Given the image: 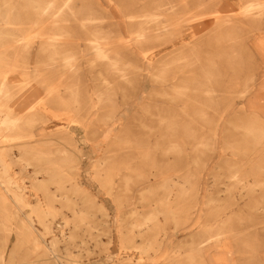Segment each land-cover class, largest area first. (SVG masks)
I'll list each match as a JSON object with an SVG mask.
<instances>
[{
    "label": "rangeland",
    "instance_id": "374dc122",
    "mask_svg": "<svg viewBox=\"0 0 264 264\" xmlns=\"http://www.w3.org/2000/svg\"><path fill=\"white\" fill-rule=\"evenodd\" d=\"M62 1H56L53 11L62 7ZM81 1L77 10L92 12L96 20L85 22L69 19L59 22V25L67 26L70 31L69 25L85 22L107 26L111 30L116 24L115 17H122L130 11L137 13L152 6V0ZM171 1L156 0L153 3L156 6L153 11L160 13L161 23L151 25L155 27L149 32L168 30L154 42L161 41L159 49H162L154 56V65L159 58L168 61L175 52L180 51L181 39L189 42L190 28L196 27L198 22L203 27L209 25L192 37L197 43L194 49L192 43L185 53L181 51L161 70L159 77L164 79L172 75L176 65H186L188 62L191 67L195 66L196 73L209 74L203 75L206 76L207 90L198 88L194 92L197 96L194 104H189L178 114L172 112L168 115L158 106L161 95L158 91L151 92L154 87L149 83L148 70L144 71L142 90L136 96L134 76L141 73L139 70H133L124 79L99 60L95 61V66L88 68L85 60L89 56H84V46L88 41L75 33L79 32L75 27H71L72 30L65 36L56 38L68 46L70 70L79 64L76 74L73 72L69 76L74 87L64 91L67 80L60 75L52 81V75L59 72L54 68L55 64L45 65L50 62L47 54L38 51L40 42L50 41L46 34L50 35L47 32L51 21L47 19L52 13L48 12L46 20L36 27H23L22 32H32L28 39L32 42L33 54L31 59L19 62L20 69L26 66V71L37 79L44 77L46 82L38 85L35 81L28 82L27 76L21 73H8L18 87L13 89L14 96L4 102L5 107L0 106V110L5 115L17 116L25 114L31 104L37 107L44 104L45 107L49 106V119L54 120L55 116L66 117V120L58 127L53 122L43 124V120L34 117L19 129L6 132L5 137L0 136V140L7 141L0 154H4V160L11 170L9 173L17 178L24 198L29 201L25 203L24 199L15 204L7 203L8 207L0 198V264H49L48 255L43 254L42 249L49 247L52 239L57 241L53 252L55 258L49 255L52 264H206L203 257L207 252L212 253L214 248L203 246V243L212 241L218 234L223 239L235 234L225 227L226 206L234 196L232 190H226L229 177L236 170L240 176L249 173L250 177L264 178V157L253 160L255 166L251 170L240 153L236 156L230 154L240 151V141H244L245 137L251 139L248 146L264 142V94L261 93L264 86L257 88L258 80L264 77V54L255 50L253 44V38L257 36H261L264 42V19L253 20L250 25L239 24L232 32L233 36L229 35L228 29L218 30L214 25L220 18L229 27L233 19L240 16L246 3L260 4L264 0H175L176 8L172 10L168 5ZM226 3L229 10L225 8ZM147 26L150 25L143 28ZM130 36L126 35V38ZM118 40L114 36L106 41L110 44ZM24 41H19L20 45ZM172 42L177 49L170 53ZM22 49L25 51V48ZM57 61H54L56 65L59 63ZM201 65L199 69L197 66ZM184 69L186 67L176 70ZM54 87L61 94L49 92ZM258 89L261 90L260 97L255 99L253 95ZM215 92L218 96L214 95ZM145 94L149 96L140 105ZM221 94L232 103L230 109H227V103L222 98L219 99ZM210 96L215 100L209 102ZM19 98H29V105L19 102ZM134 98L136 101L132 102ZM81 113H85L82 118ZM115 115L122 123L121 132L119 125L111 123ZM84 124L85 130L82 128ZM110 127L113 132L103 140L105 130ZM247 127L255 132L244 136V128ZM111 134L114 138H111ZM70 137H73L75 144ZM21 144L27 147L20 149ZM118 144L123 147L122 150L117 149ZM236 145L239 149L235 148ZM59 149L69 154L67 163L65 166L48 167L49 173L56 177L47 180V189L49 193L59 194L54 182L63 183L61 192L66 199L59 196L51 198V208H48L51 216L48 215V218L39 213L38 221L31 211L35 208L36 212L38 202L44 205L46 200L41 193L45 190L43 186L39 190L31 188L29 178L34 169L43 165L42 162L39 165L35 162V154L38 150L42 151L47 161V155L57 154ZM99 160L102 161L101 165ZM35 178L40 180L42 177L37 174ZM259 187L264 189V181ZM256 194L257 188L250 195L254 196V201H264V197L259 199ZM72 200L77 202L75 208L79 212L76 215L72 213ZM253 205L239 206L244 211L241 222L246 231H252L249 223L255 216H250L247 210ZM196 208L201 209L199 219L195 217ZM14 209L21 212L13 215ZM29 215L36 218L35 221L31 217L32 230L20 224V218ZM145 220H148L147 228L131 227ZM197 221L199 226L195 227ZM23 223L26 224L25 221ZM61 223L62 229L59 226ZM8 226L16 230L19 237L15 231H9ZM61 232H64V237ZM33 237L45 243L34 245L31 242ZM17 239L20 241L17 242ZM249 239L254 243H245L243 251L246 263L264 264V248L258 247L254 236L250 235Z\"/></svg>",
    "mask_w": 264,
    "mask_h": 264
},
{
    "label": "bare ground",
    "instance_id": "6f19581e",
    "mask_svg": "<svg viewBox=\"0 0 264 264\" xmlns=\"http://www.w3.org/2000/svg\"><path fill=\"white\" fill-rule=\"evenodd\" d=\"M56 1L58 0H0V106L1 107L2 106L5 107L4 102H7V100L11 99L14 96L12 93L14 91L13 89L18 87V83L13 82L12 79L9 77V75L21 73V75L27 76L25 78L29 79L28 82L30 80L35 81V84H38V85L40 84V82H42L41 85H44V82H46L44 81L45 79H43L44 77L42 76H40L37 79L36 76H34V74L31 75L30 72L26 71V68H27L26 66L23 70L20 69L19 62L21 60L24 61L25 59L26 60L31 59L30 56L31 54H33L32 52L33 45H32V42H30V40L28 39V37L30 36L29 34L32 32H30L29 34L28 32L26 33L25 31L22 32L23 27L32 28V27L38 26L40 22H42L44 19L46 20V15L48 12L52 13V15H50V17H48L47 19V20L50 19L51 21L49 25V29H48L49 32H47V33H50V35L46 34L47 37L50 39V41L40 42L38 46V51L43 52L45 55L47 54V58L49 59L50 62L46 63L45 65L55 64L54 68L59 72V74L52 75L51 77L53 79L52 81H54L57 77H60V75H63V77H61L62 79L67 80V83L64 85L65 86L64 91L66 92L68 90H71L72 89L71 87H74V84L72 85L70 83L71 79L69 78V76L73 72H75L74 74H76V71L79 69V64H76L75 66H73L75 68H73V70H70L71 65L68 62V57H70V55H69V52H67L68 46H66L64 42H58L56 38L63 37L65 36L64 34H68L72 30L71 27L77 28L79 32H75V33L81 36L83 39L85 38L88 41L84 46V56H89L85 60L86 62H88V65H86L88 68L95 66L96 65L95 61L99 60V61H102V64L106 63L107 67H109L113 71V73H115L116 75L124 79H126L128 75L133 73V70L135 69L141 72L139 74H136L135 76L133 74L134 78L136 79L135 81L136 83L135 95L136 96L142 90L143 78L145 75L144 71L148 70L147 73L149 77V83L151 84L152 87H154L153 90H151V92L153 91L159 92V94L161 95V98H159L158 106L161 109H164L166 114L168 115H171L172 112H174L175 114L182 113L185 107H187L189 104H194V101L197 99L196 98L197 96H195L196 94L194 92H196L198 88L202 90H207L208 85L206 84V76L203 77V75L208 76L209 74H204L201 72L196 73V71L194 70L195 66L191 67L188 62H186V65H180V64L176 65L173 69L174 72L172 73V75H167L165 76L164 79L162 77H159L162 75L161 70H164L163 69L164 64L172 62L173 59L177 58L181 54V51L182 53H185V50H187V48H189L192 43H194L192 48L193 49L195 48L196 46L195 44H197L195 43L196 39L195 38L193 39L192 37L198 35L200 31L203 30V28H205L206 25H204L203 27L201 26V24H199L200 22H198L196 27L190 28L189 39H188L189 42H184L183 41L184 38L181 39L182 42L179 47L180 51L177 50L178 52H175V54H173L171 56V59H169L168 61L163 60V58H159L158 61H156V64L154 65L152 63V61H154L153 60L154 56L159 54V52L162 51V49H159V47H161V43H160L161 41L155 44L154 42H156V40L161 39L163 32L168 31L167 29H164V31L162 32H160V30L156 31L155 33L149 32L151 28L155 27L151 25L156 23V26H157V24L161 23L160 21L161 19L159 17L160 13L156 11L158 13L157 14L153 11V9L156 8V6L154 7L153 5V3L156 0L151 1L152 6L150 9H147V10L143 9L133 14H132V11L124 13V16H122L124 19H122V17L118 16L117 14L116 16L118 17H115L116 24L115 26H113V29L111 30L107 26H100L95 23H92V24L85 23L86 21L88 22V21L96 20V17L90 11L79 12L77 10V6L79 5V2H80V5L82 3L81 0H63L61 4L62 7L61 6L60 8L57 7L58 10L53 11L54 9L53 6L57 5ZM102 3L104 2L102 1ZM105 3L107 2L105 1ZM176 4L177 2L175 0L168 2V5H170L169 8H171V10L173 8H176L175 7ZM246 4L247 5L244 8H242L240 16H237L236 18H234L232 21L233 23L229 24V27L225 25V23L222 22V19L219 18V20L215 22V25H214L215 28L218 30L228 29L230 33L229 35L233 36L232 32L236 30L235 28L238 27L239 24L243 23L245 25H250V23L253 22V20L257 21V19H261V20L264 19V3H260V4L246 3ZM226 5H227L225 7L226 10H229L227 3ZM109 7H110V4H109ZM74 9H76V11ZM209 17H212V16H209ZM72 19L73 21L83 20L85 22L77 23V25L76 24L69 25L70 31L67 30V26L58 24L59 22H64L68 20L71 21ZM148 24L150 25L149 27L147 26L143 28L145 25H148ZM208 26L209 25H207L206 27ZM204 30H206V28ZM128 34L131 36L129 38H126V35ZM114 36H116L119 40L116 43L113 42L109 44L106 40H109ZM52 38L54 39L52 40ZM23 39L25 41L22 42L20 45L19 41H22ZM253 44H254L255 50H257L260 54H264V42H262L261 36L254 37ZM175 46L176 44L172 42V51H170V53L176 51L177 48ZM22 48H25V51ZM198 48L199 46L197 45V49ZM230 52H231V49H230ZM58 56H62V58H59ZM56 59H58L57 62H59L57 65H56V62H54ZM24 63H28V61H25ZM158 63H161V65L158 66ZM188 66H189V69H188ZM181 67L182 69L186 67V69H184L183 71L176 70V69H180ZM197 67L202 68V65L197 66ZM57 71L55 73H58ZM134 73H136V71ZM190 78H193V79H190ZM262 78L264 77H261L260 80H258L259 82H257L258 83L257 88L264 86V79ZM26 83L25 85H27ZM105 85H108V83ZM55 86H57V83H55ZM56 89L57 87H54L53 90L49 92H55L56 95L61 94V93H58ZM192 89H194V91H192ZM259 91L261 90L258 89V91H256L257 93L253 95V96H256L255 99L260 97ZM171 93H173L174 95H171ZM261 93L264 94V91H261ZM149 94L143 95L142 103L140 105H143L146 102ZM214 95L218 96L217 92H215ZM210 97H211L209 98L210 100H208L209 102L215 100V98H213L212 96ZM221 98L224 100V103H227V109H230L232 107V103H230L227 99H225L223 94L219 96V99ZM28 99L29 98L25 100L20 99L19 102L28 104L29 103ZM135 101H136V98H134L132 102H135ZM44 102H47V101H44ZM228 102L230 104L229 106H228ZM48 108L49 106L45 107L44 104H40L39 107L35 106L34 104H31L28 108V111L26 109L27 112L26 113L24 112L25 114L17 115V116H10V114L5 115L0 110V136L2 138L5 137L6 132L13 130L15 128L19 129L21 125L28 124V121L33 120L34 117L36 118L39 117L41 120H43L44 121L43 124L48 123V122L49 123L53 122V123H56L57 124L56 126L59 127V125L63 121L66 120V117L59 118V117L54 116L55 118L54 120L49 119L50 110H48ZM76 112L78 115V110H76ZM75 116L73 117V119L75 118ZM83 116H85V113L80 114V118H82ZM88 118H90V115ZM111 123L112 124L114 123V125H119V131L121 132L122 123L118 119V115L117 116L115 115V118H113ZM82 126H83L82 128L85 130L84 128L85 124ZM112 132H113V129L111 127L105 130L103 140H105V138ZM254 132L255 131L253 128H248V127L244 128V133H245L244 136L253 134ZM32 137L33 136H31L30 138ZM73 137H70V138L75 144V140L73 139ZM111 138H114V136L112 135ZM6 142L7 141L5 139L0 140V152L2 151V149L4 150ZM240 142L241 143L239 145L242 146L240 147V151L234 152V154L233 153H230V154H232L233 156H236L238 155V153H240V156L242 158H245L244 161L246 163H249L250 169L254 170L255 165L252 164V161L255 159L257 160L258 158L264 157V142L259 141L257 144L248 146V144L251 142V139L248 137H245L244 141H240ZM25 145L21 144L19 148L24 150L27 147ZM73 147H75V145ZM231 147H234V146H231ZM235 148L239 149V146L236 145ZM117 149L122 150L123 147H120L118 144ZM3 155L0 154V186H1L0 187V198L6 204L7 203L10 204L11 202L15 204L18 201L20 202L25 199L23 191H22L23 188L21 187L20 183H18L17 178L12 176L9 173V171H11L9 169L10 167L8 168V165L6 164L7 161L4 160L5 157H3ZM68 155L69 154L66 153L64 149H59L57 150V154L53 155L49 153L47 155V161H46L43 157L42 151L38 150L37 153L35 154V162L38 165L41 164L42 162L43 165H40L38 166L37 169H34L33 175L31 177L29 176L30 177L29 179H31V188L34 190H39V188L43 186L45 190L41 191V193L44 199L46 200V203H44V205H41L40 202H38L37 204L38 208L36 212H35V208L32 209L31 213L34 212L36 218H38V215H40L39 213H42L44 216H47V217L48 215H50L49 213L51 211H49L48 208L49 207L51 208L50 206L52 202L51 198L53 197L55 198L59 196L60 198L66 199V197L64 196V193L61 192L64 188L63 183L54 182V184H56V187L58 189L57 191H59V194H55V193L52 194V193H49L47 189L48 187L47 180L52 179V178L55 179L56 177V175L49 173L48 167L55 166V165L65 166L67 163L66 158L68 157ZM7 158H10V157H7ZM234 161L236 162V158L234 159ZM98 162H100V165L102 164L101 160H99ZM243 171H245V168ZM236 173L237 172L235 170V174H231V176L229 177V183L227 184L226 190L227 191L232 190L234 192V196H232L233 198L229 199L227 206H226V210H225V223H226L225 227H228L229 230L231 231L233 230L235 234H231L225 237L224 239L220 237V235L218 234L214 236V239H212V241L207 240L203 243V246L214 248L212 249V253L207 252V254L203 257V260L206 262V264H247L246 259H245V254H244L245 251H243V248L245 246V243H251V244L254 243V241L249 242L250 235L254 236L256 243H258V247L264 248V201L256 202L254 201V196L253 197L250 196L254 194L257 188L256 196L259 197V199L260 197H264V189H261L259 187L260 183L264 181V178H253V177H250L249 173H246L243 176L237 175ZM37 174L41 175L42 178L40 180H36L35 176ZM74 186H76V183ZM86 198H87V195H86ZM262 200H264V198H262ZM26 202L27 200L25 199V203ZM249 203L255 204L253 206H249V209L247 210L250 216H255L254 220H252L249 223V227L251 228L252 231H246L247 229H245V225H243L244 227H242L243 223L241 221L243 220L244 211H243V208L239 207L241 205H248ZM71 204L73 207L72 213L76 215L79 212L75 208L77 202L75 200H72ZM198 205L199 204H197V206ZM196 209L197 211L195 213V217L197 216V219H199L200 217L199 212H201V209L199 208H196ZM18 212L20 213L21 210L19 211H16L15 209L12 210L13 215H18L17 214ZM32 215H29L28 217L20 218V224H22L23 227H26L30 230L34 228V225H33L34 215L33 216ZM43 215H41L42 218H43ZM36 218H34L35 221H36ZM23 221H25L26 223L25 225ZM38 221H40L39 218H38ZM198 223L199 222L197 221L194 224L195 227L199 226ZM64 224L66 223L64 222ZM44 225H45L44 227L47 228L46 224ZM62 225H63L62 223L59 225L61 229L63 228ZM148 226H149L148 220H145L143 221L142 224H136L135 226L132 225L131 227L144 229V228H147ZM192 227L191 229H193ZM8 229L9 231H11L13 228L8 226ZM12 231L16 232V230H12ZM63 233L61 232V236L64 237ZM30 234L31 236H33L32 231ZM15 235L19 237L18 232H16ZM17 240H18L17 242L20 241V239H17ZM31 242L34 245L45 243L43 241H39L36 237H33ZM56 242L57 241L55 239H52L49 241V243L47 242L49 244V247H46L44 250L42 249L43 254L48 255L47 260L50 262L49 264H52V261L49 255L50 254L54 255L53 253L55 251L54 245ZM53 258H55V255L53 256Z\"/></svg>",
    "mask_w": 264,
    "mask_h": 264
}]
</instances>
